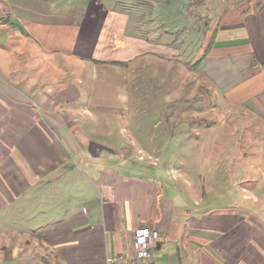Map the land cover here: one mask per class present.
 <instances>
[{
	"label": "crops",
	"instance_id": "1",
	"mask_svg": "<svg viewBox=\"0 0 264 264\" xmlns=\"http://www.w3.org/2000/svg\"><path fill=\"white\" fill-rule=\"evenodd\" d=\"M240 1L221 12L197 73L264 122V0ZM139 2L0 0V264H106L133 253L141 226L160 233L151 264H264L256 194L253 210L189 207L179 187L124 167L154 135L107 132L139 104L137 65L171 57L153 45L170 3ZM182 191L204 195L188 180Z\"/></svg>",
	"mask_w": 264,
	"mask_h": 264
},
{
	"label": "rangeland",
	"instance_id": "2",
	"mask_svg": "<svg viewBox=\"0 0 264 264\" xmlns=\"http://www.w3.org/2000/svg\"><path fill=\"white\" fill-rule=\"evenodd\" d=\"M165 1L140 0L139 5L144 7L146 2H153L155 12L163 13ZM167 2L171 9L165 13L170 17L154 24L156 43L153 45L156 52L164 51L171 57H156L145 68H141L145 64H138L139 72L131 70L134 74L128 84V95L135 94L139 104L127 110L123 108V125L109 117L107 132L122 130L123 138L119 140L124 143L131 141L126 138L131 133L154 135L143 141L153 142L155 148L139 139L146 147L145 154L135 151L136 155L130 157L133 161H126L124 167L158 176L172 187H179L189 207L213 213L253 210L255 206L246 194H256L264 202V122L230 104L225 90L209 85L192 67L204 55L221 12L241 1ZM185 3L186 11L178 9L179 4ZM184 12L188 15L186 26L183 22L177 26ZM163 28L169 33L162 36ZM142 32L146 34V30ZM133 85L137 92H131ZM135 117L138 122L129 123ZM137 126L139 130L135 129ZM187 180L204 195L196 200L183 193Z\"/></svg>",
	"mask_w": 264,
	"mask_h": 264
},
{
	"label": "built area",
	"instance_id": "3",
	"mask_svg": "<svg viewBox=\"0 0 264 264\" xmlns=\"http://www.w3.org/2000/svg\"><path fill=\"white\" fill-rule=\"evenodd\" d=\"M160 239V233L146 226L138 228L131 255H115L107 259L106 264H151L153 261L152 247Z\"/></svg>",
	"mask_w": 264,
	"mask_h": 264
},
{
	"label": "trees",
	"instance_id": "4",
	"mask_svg": "<svg viewBox=\"0 0 264 264\" xmlns=\"http://www.w3.org/2000/svg\"><path fill=\"white\" fill-rule=\"evenodd\" d=\"M210 48H211V46H210ZM210 48H208V50L204 53V55H202V57H200L194 64H192V67H193L194 70H197L200 67V65L202 64L204 59L209 54Z\"/></svg>",
	"mask_w": 264,
	"mask_h": 264
}]
</instances>
